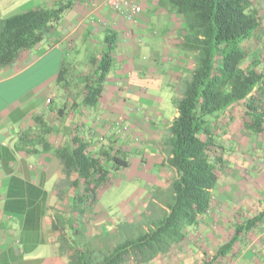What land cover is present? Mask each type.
<instances>
[{
	"label": "crops",
	"instance_id": "1",
	"mask_svg": "<svg viewBox=\"0 0 264 264\" xmlns=\"http://www.w3.org/2000/svg\"><path fill=\"white\" fill-rule=\"evenodd\" d=\"M51 1L28 0L17 11ZM130 1L140 7L135 19L116 12L106 0H73L30 54L0 70V264L63 263L51 209L58 202L54 185L65 175L53 150L71 135L88 141L91 154L106 149L125 159L121 168L110 170L107 188L137 179L163 186L169 173L174 176L163 142L178 112L174 106L163 117L166 108L158 93L172 100L182 69L193 65L177 48L182 18L158 0ZM68 51L74 54L70 61ZM102 56L109 61L108 70L96 104L88 106L83 86L97 80ZM62 65L68 85L59 83L56 89ZM56 95L60 106L53 105ZM36 116L51 127L45 137L50 150L36 143ZM242 141L244 150L233 151ZM223 143L232 148V162L216 187V200H222L225 210L238 203L262 207L264 132L251 135L239 129ZM80 193L74 189L73 194ZM254 245L255 260L264 261V220L256 225ZM243 259L239 254L238 260Z\"/></svg>",
	"mask_w": 264,
	"mask_h": 264
},
{
	"label": "trees",
	"instance_id": "2",
	"mask_svg": "<svg viewBox=\"0 0 264 264\" xmlns=\"http://www.w3.org/2000/svg\"><path fill=\"white\" fill-rule=\"evenodd\" d=\"M158 1L182 18L177 48L193 63L192 67L182 69L183 75L175 87L173 103L178 115L169 125L163 142L167 165L174 176L166 186L155 184L149 188L150 197L138 221L119 222L114 233L99 235L97 246L74 227L71 216L66 218L63 222L72 232L70 238L61 235L59 241V253L67 255L66 264H126L130 258L145 264L159 254H171L187 233L200 228L202 219L214 209V192L232 162V148H227L221 139L224 136L231 139V134L236 136L239 129L251 135L264 132L261 0ZM72 4L73 0H52L0 16V70L14 66L30 54ZM108 62L102 56L95 73L97 80L83 86L85 105L96 104ZM66 73L62 65L57 80L67 86ZM58 114H63L62 107ZM34 119L40 122L36 143H41L43 150H50L45 137L51 127L39 116ZM88 146L89 142L82 137L71 135L53 150L62 164L63 185L81 189L71 202L78 220L84 214L83 204L107 188L110 170L125 165V159L117 152L110 154L105 149L91 154ZM237 147L233 151L237 152ZM58 197H62V191ZM262 203L248 218L241 219L240 210H235L228 221L227 237L220 240L213 253L195 255L190 264H221V258L238 254L247 239L255 236L257 223L264 220V200ZM52 226L57 228L56 223ZM204 228L207 231L211 227L206 224ZM187 244L193 248L190 240ZM173 254L178 257V253ZM243 264H264V261L255 260L254 255Z\"/></svg>",
	"mask_w": 264,
	"mask_h": 264
},
{
	"label": "rangeland",
	"instance_id": "3",
	"mask_svg": "<svg viewBox=\"0 0 264 264\" xmlns=\"http://www.w3.org/2000/svg\"><path fill=\"white\" fill-rule=\"evenodd\" d=\"M3 1V2H2ZM3 3L0 8V16L6 12H18L22 6L28 0H12L6 1L2 0ZM6 1V2H5ZM0 2V3H1ZM8 5V6H7ZM6 6V8H5ZM260 7L264 10V0H261ZM24 10V9H22ZM67 60L70 61L74 57L73 52L68 51ZM59 86V82H56V89ZM176 86V85H175ZM56 94V93H54ZM168 94V93H167ZM158 96L162 99V106L164 109L163 117L168 118L171 114V109H174L173 99H169L165 92H159ZM61 97V96H60ZM54 106H60V98L58 95L55 96ZM142 113V111H141ZM144 115V114H143ZM227 137L224 136L221 141L226 143ZM257 144V143H256ZM237 150H244L245 144L242 141L240 144H237ZM254 145V144H253ZM260 148V144H258ZM250 154H251V149ZM164 180L163 186L168 185L170 180L173 178V175ZM111 182V181H110ZM153 182L148 180L145 182L143 180L137 179L136 182H124L119 186L112 185L103 190V192L98 193L95 197H92L83 204L84 214L80 220H78L77 212H73L71 209L72 195L75 196L74 189L63 185L61 180L56 181L55 191L56 196L62 191V197H58V202L51 209V214L53 216L54 223H56L57 228H55L54 243H56V249L59 252L60 236L65 235L70 238L71 228L70 226L63 222L69 216L73 219L74 227H78L83 233L84 237L93 242L95 246L98 245L99 235L101 234H112L114 233L116 226L119 222L123 220L138 221L140 219V213L145 208L146 203L150 197V187ZM111 184V183H110ZM109 184V185H110ZM113 184V183H112ZM81 190V189H80ZM77 191V190H76ZM75 191V193H76ZM77 193H79L77 191ZM71 196V197H70ZM128 199H130L128 201ZM217 199V192H214V197L212 199L215 209L209 210L206 219H202L200 228L189 232L186 235V238L181 242L176 248H173L174 252L178 253V257L174 258V252L171 254H159L155 259L150 263L145 264H190L194 259V256L210 254L213 253L217 247V244L220 243V240L227 237L228 235V221L231 220L234 211L239 209V217L241 219L248 218L254 211V206L243 205L238 203L237 208L229 207L228 209L222 207V200ZM128 201V202H127ZM219 201V202H218ZM242 216V217H241ZM208 224L211 228L205 231V225ZM207 227V226H206ZM256 232V231H255ZM213 234V235H212ZM255 236L252 239H247L241 246V251L232 256L229 259L221 258V264H243V260H238L239 254L243 255V258L250 259L255 254V245H254ZM191 241L193 248L188 247V241ZM198 243V244H196ZM203 247V248H200ZM192 249V250H191ZM62 264H66L67 255H61ZM126 264H143L136 262L135 259L130 258Z\"/></svg>",
	"mask_w": 264,
	"mask_h": 264
},
{
	"label": "built area",
	"instance_id": "4",
	"mask_svg": "<svg viewBox=\"0 0 264 264\" xmlns=\"http://www.w3.org/2000/svg\"><path fill=\"white\" fill-rule=\"evenodd\" d=\"M116 12L124 14L129 19H135L140 12V7L130 0H106ZM50 103V99H46Z\"/></svg>",
	"mask_w": 264,
	"mask_h": 264
}]
</instances>
